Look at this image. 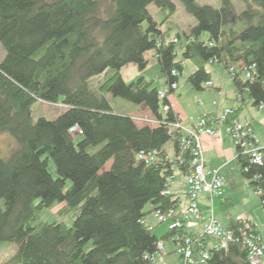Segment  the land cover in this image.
<instances>
[{
  "label": "trees",
  "instance_id": "1",
  "mask_svg": "<svg viewBox=\"0 0 264 264\" xmlns=\"http://www.w3.org/2000/svg\"><path fill=\"white\" fill-rule=\"evenodd\" d=\"M179 1L197 21L185 34L182 61H177L181 36L167 41L162 30L177 12L174 0H0V52H6L0 62V133L18 144L8 159H0V249L17 245L3 264H154L159 244L177 235L208 249L210 238L187 227L159 237L147 223L157 212L180 217L175 214L180 199L166 192L177 171H191L192 148L183 144L178 115L163 110L168 96L161 99L145 77L124 82L121 71L129 64L144 71L146 54L153 51L170 92L186 61L195 66L187 82L202 92L212 80L207 65L218 63L232 75L238 95L231 118H239L245 106L261 108L264 0H243L258 8L248 4L240 14L234 0H221L218 8ZM108 95L143 107L161 124L116 113ZM37 101L61 102L65 110L54 120L34 121ZM236 148L237 167L264 208V161L255 164ZM153 152L155 160L140 159ZM56 202L65 204L60 214L72 213V225L37 224ZM243 222L230 218L226 229L236 239L228 250L210 247L208 260L202 261L195 245L194 264H251L237 234Z\"/></svg>",
  "mask_w": 264,
  "mask_h": 264
},
{
  "label": "rangeland",
  "instance_id": "2",
  "mask_svg": "<svg viewBox=\"0 0 264 264\" xmlns=\"http://www.w3.org/2000/svg\"><path fill=\"white\" fill-rule=\"evenodd\" d=\"M174 2L177 5V12L176 14L171 18V20L166 23L165 25L162 26L163 31L165 32V38L167 41H170L171 39L175 38L177 35L181 36L180 42L177 43V61H182V51H181V46L186 42L185 39V34L189 32L192 28L191 25L192 23H197L196 19L189 15L181 2L179 0H174ZM199 5H210L215 8H218L221 6V0H197ZM248 4H251L252 7L258 8L254 5L253 1H249L248 3L243 1V0H234V6H235V11L237 14L242 13L244 10L247 9ZM149 11L153 14L154 18L157 20H161V16L158 14V9L155 5H151L149 7ZM208 35L204 33L201 36V39L204 40L206 39ZM6 55V52L4 50H1L0 52V62L3 61L4 57ZM147 58L150 60L148 67L144 71H140L138 67L135 64H129L125 67H123L121 73L123 77V81L126 83L133 82L137 80L139 77H145L146 80L153 82V86L158 88L160 90V93H165L167 96L170 93V88L169 84L166 81V78L163 76L160 64L158 60L156 59V56L153 51H149L146 54ZM184 70L181 76L179 77V88L173 90L174 92L170 94L172 99H177L180 107H182V119L183 123L179 121V124L182 125L184 128L187 129H192L193 125L201 116L206 115L207 111L211 109L220 110V104L219 100L217 97V92L214 90H207L206 91H196L194 90L191 85L187 82V78L195 71V66L189 62L186 61L184 63ZM207 70L211 73L212 77L214 79H217L220 84H225V90L226 92H231L234 89V85L232 82V75H230L223 65L218 64V63H212L207 65ZM98 79H95L94 82L96 83ZM225 81V83H224ZM208 88H213L214 84L211 81V86L207 84ZM236 97H238L236 93ZM108 99L110 100L113 109L116 113L126 115V114H133L134 118L139 119L143 121V123H150V124H156L154 121V117L151 115L150 112L144 113L142 110L138 108V105H135L133 103L127 102L126 100L119 98V97H114L112 95H108ZM217 104V105H216ZM227 104H231L232 106L236 107L237 105L234 104V102L230 101ZM228 109H233V108H226L223 109L222 114H225L226 110ZM65 110V107L61 104H49L43 101H37L31 109V114L34 119V121H37L40 118H46L48 120H54L56 119L62 112ZM202 112H205L202 114ZM202 114V115H200ZM234 114V113H233ZM258 116L261 118V123L263 125L262 133H261V140H263L262 144H264V117L260 116L264 114V110L258 109L255 106H245L241 113H240V119L237 118V120H240L241 122H247L244 121L245 118H252L253 116ZM221 115L218 117H212L214 119H220ZM233 116V115H232ZM264 116V115H263ZM194 119V120H193ZM139 121V122H141ZM142 123V122H141ZM219 124V127H223V129H219L220 133L215 137L217 140H220L223 138V133L225 135H228V133L225 130V125L223 122L220 120L217 121ZM251 125V124H250ZM140 126V125H139ZM252 127V125H251ZM253 129V127H252ZM256 136V135H255ZM211 137V136H210ZM228 137L232 140V145L235 147V150L233 149V156H235L236 152V143L235 141L228 135ZM261 150L262 148L260 146V143L258 145ZM168 152L173 155V152L171 150V144H168ZM233 147V148H234ZM18 149V144L16 140L9 134V133H0V159H8L11 154ZM111 164V163H110ZM110 164L107 165V167L110 166ZM50 170L53 174L54 177H58L57 171H56V166L55 163L51 160L50 161ZM108 170V169H105ZM176 178L174 177L171 182H170V190L169 193H171V187L177 186L176 188H181L180 185L177 183H181L184 181V183L187 186L185 176L186 174H182L181 172L177 171L176 172ZM221 175L223 176L224 180L228 178V181L231 183L230 184V194H231V199L233 200V204L231 206H225L223 205L224 203L218 202L217 205V211L215 215L214 212V199L215 198H210L208 195L209 200V207L207 211H203L202 217L200 219L195 218L194 221L192 222L193 224H197L201 229V233H199V236H204L210 238L209 242V247L217 246L219 244L218 240L216 238H212L208 235H205V231L207 228V225L210 223L212 219H215L217 221H220L222 226L226 229L227 226L229 225L228 223V216L230 213H236L240 212L242 209H244V205L247 202L246 198V193L251 194V199L249 201V208L251 212L254 213L257 225L260 229V234H262L264 238V208H263V203L262 200L259 196L258 193L253 191L252 189L249 188L246 184V180L243 179L239 168L235 167V162L232 164V168H228L225 171L221 172ZM175 179V180H174ZM70 185V182H67L66 187ZM188 189V186H187ZM188 193V190H187ZM172 194V193H171ZM188 197V195H187ZM64 203L62 202H56L51 208L45 210L38 218L37 224L38 223H65L67 226H71L73 222V217L72 213H67V214H60V210L64 207ZM189 205V200L188 203L184 209V211L187 209V206ZM0 206H3V202H0ZM150 205L146 207V210L148 211L150 209ZM183 212L180 213V215ZM175 214H178L177 212ZM155 220L154 222L158 223L160 225V222L158 221L156 214H153ZM174 220L173 218H171ZM178 219V218H177ZM148 225H150L152 228L154 226L151 224L150 221L147 220ZM162 223V222H161ZM190 223V224H192ZM228 223V224H227ZM169 225L163 223L160 226H158L155 230V234L161 237L165 232L168 231ZM227 230V229H226ZM172 241V239H171ZM166 243V242H165ZM177 248V246H175ZM218 247V246H217ZM91 248V244H89L86 247V250H89ZM219 248V247H218ZM201 247H199V250ZM208 249H206L208 251ZM17 251V245H9L8 247H4L0 249V264L5 263L9 259H11ZM177 253V250H176ZM178 254V253H177ZM179 255V254H178ZM181 260L183 261V264H185V260L183 256H180ZM160 264H166L165 260V255H164V249H163V255H162V260Z\"/></svg>",
  "mask_w": 264,
  "mask_h": 264
},
{
  "label": "built area",
  "instance_id": "3",
  "mask_svg": "<svg viewBox=\"0 0 264 264\" xmlns=\"http://www.w3.org/2000/svg\"><path fill=\"white\" fill-rule=\"evenodd\" d=\"M176 75V72H173ZM250 76V75H249ZM211 86V82L208 83ZM178 88L177 84L172 85L171 89ZM161 99L167 98L165 93H160ZM261 108L264 109V106ZM164 112L172 110L171 105H165ZM234 111L233 109L226 110L225 114L221 115L220 119L211 118L209 115L201 116L194 124L192 129L184 128L179 123L176 127L181 129L184 133L183 144L185 146H191L192 148V169L186 174L185 179L188 186V200L189 205L187 209L183 211L180 217L176 220H172L169 216H165L159 212L155 213L158 221L169 225L170 230H177L186 227L192 223L195 218L200 219L203 211L200 207L199 199L202 195H208L210 198L225 197V180L221 175L219 169L210 167L207 165L205 158V152L202 144L203 136H217L219 135L218 120L222 121L225 125V130L228 135L235 141L236 146H240L244 151L251 156L252 162L255 164H261L264 161V152L258 146L259 141L255 136L254 130L250 123L241 122L237 119H232ZM194 120V119H193ZM141 121V120H140ZM156 124L144 123L150 126H158L160 121L154 118ZM143 123V121H141ZM157 153L153 152L148 155L141 154L140 159L145 160L147 163L155 160ZM169 194V191L166 192ZM243 220V225L237 228V234L242 238L244 247L249 250V261L251 264H263L264 263V241L256 234V231L251 222ZM150 228H152L150 226ZM205 235L212 238H216L219 242L217 245L221 249L228 250L229 244L234 242L236 235L233 231L226 230L222 224L212 219L207 225ZM172 241L176 244L177 253L183 256L185 264H194L195 261V245L201 247L199 256L202 261L210 258L209 252L202 248V243H195L194 238L177 235L172 238ZM163 243L158 246V253L152 258L154 264H160L163 255Z\"/></svg>",
  "mask_w": 264,
  "mask_h": 264
},
{
  "label": "crops",
  "instance_id": "4",
  "mask_svg": "<svg viewBox=\"0 0 264 264\" xmlns=\"http://www.w3.org/2000/svg\"><path fill=\"white\" fill-rule=\"evenodd\" d=\"M191 25H195V23H192ZM162 30H163V28H162ZM189 32H187L186 34H188ZM174 40H175V38L171 39V41H174ZM211 79H212L211 81L214 84V87L209 88L208 90H214L215 92H217V95H219L217 97V99L219 100V104H220L221 108H220V110H217V111L215 109H211V110L207 111L206 113H207V115L216 118L222 114L223 109L234 108V106H232L231 104H227L230 101L234 102V104L237 105L236 100H235L236 99V90H235V86H234V89L228 93L225 90V84H220L219 82H217L218 80L214 79L212 77V75H211ZM224 83H225V81H224ZM178 84H179V81H178ZM178 88H179V85H178ZM173 92H170L168 94V100L170 102L172 110L178 115L179 119L183 123V119H182L183 114H182V109H181L182 107H180L177 99H174V98L172 99V97L170 96V94ZM206 92H207V90H206ZM138 108L140 110H142L144 113L149 112L148 110H145L141 106H138ZM256 108L264 110L263 108H259V107H256ZM204 113L205 112H202V114H204ZM202 114H200V115H202ZM129 115L134 117L133 114H129ZM258 115L259 114H257L256 116H253L250 119L245 118L244 121H248L252 125L254 133L256 135V138L258 139V141L260 143V146L262 148H264V144H262L263 140H261L262 138L260 136L262 133L261 131L263 129V125L261 123V120H259L261 118ZM263 115L264 114H262L260 116L264 117ZM239 119H240V116H239ZM192 125H193V123H192ZM220 128L223 129V127H219V129ZM231 141L232 140L228 137V135H225L224 133H223V138L220 140H217L213 136H211V137L210 136H203L202 144H203V148H204V152H205V158H206L208 166L219 169L220 172H222L228 168H232V164L235 162V167L238 168L237 167V148H236V152L234 154L235 156H233V149L235 150V147L232 145ZM166 148H167V150L168 149L170 150L168 145ZM171 150H172V145H171ZM175 178H176V175H175ZM178 184L180 185L181 188L180 189L176 188L177 186L173 185V187H171V193L180 199V206L177 210V213L180 214L181 212L184 211V209L188 203V197H187V190L188 189H187V186L184 183V181H182L181 183H177V185ZM230 184L231 183L228 181V178H227L225 181V197L223 199L218 198V197H216L214 199V212H215L216 216H217L216 211H217L218 202L224 203L223 205L226 204L225 206H231L233 204V200L230 198L231 197ZM246 184L248 186L247 182H246ZM247 195H248V197L246 198L247 202L244 205L245 206L244 209H242L240 212L230 213L228 216V223H229V220L231 217L234 220L245 219L247 221H250L252 224H254L256 226V229L259 233V236L264 241L262 234H260V229L257 225L255 215L253 212H251V210L249 208V201L251 199V194L246 193V196ZM199 202H200L201 209L206 212L208 207H209L208 197L206 195H202L199 199ZM147 220L150 221L151 224L155 228L160 226L158 223L154 222L155 218H154L153 214H151L147 218ZM186 227H187L189 232H194L196 234L201 233V229L198 228L200 226L197 224H193V223L188 224ZM167 232H165L163 235H165ZM163 246H164V255H165L166 264H183V261L181 260L179 255L176 253V247H175L176 244L173 241L170 240V241H167L166 243L164 242Z\"/></svg>",
  "mask_w": 264,
  "mask_h": 264
}]
</instances>
